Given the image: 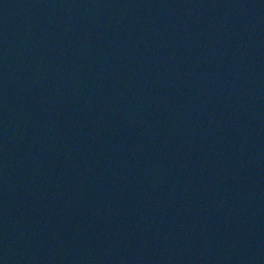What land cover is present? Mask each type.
I'll use <instances>...</instances> for the list:
<instances>
[{
  "label": "water",
  "instance_id": "water-1",
  "mask_svg": "<svg viewBox=\"0 0 264 264\" xmlns=\"http://www.w3.org/2000/svg\"><path fill=\"white\" fill-rule=\"evenodd\" d=\"M0 264H264V0H0Z\"/></svg>",
  "mask_w": 264,
  "mask_h": 264
}]
</instances>
